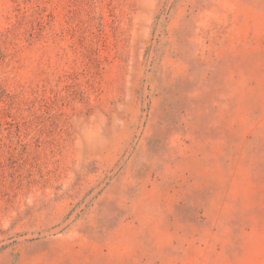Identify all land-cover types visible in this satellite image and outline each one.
Masks as SVG:
<instances>
[{
	"label": "rangeland",
	"instance_id": "1",
	"mask_svg": "<svg viewBox=\"0 0 264 264\" xmlns=\"http://www.w3.org/2000/svg\"><path fill=\"white\" fill-rule=\"evenodd\" d=\"M0 264H264V0H0Z\"/></svg>",
	"mask_w": 264,
	"mask_h": 264
}]
</instances>
